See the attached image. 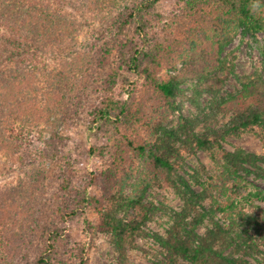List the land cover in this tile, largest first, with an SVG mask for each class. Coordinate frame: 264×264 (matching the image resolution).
<instances>
[{"label": "trees", "instance_id": "1", "mask_svg": "<svg viewBox=\"0 0 264 264\" xmlns=\"http://www.w3.org/2000/svg\"><path fill=\"white\" fill-rule=\"evenodd\" d=\"M157 1L130 0V6L125 4L114 32L116 60L99 81L97 91L102 92L99 100L94 105L91 103L94 111L88 126L92 128L104 121L110 125V132L116 138L113 144L94 145L89 149L91 154L106 163L105 169L95 176L100 183L101 197L80 196L79 190L71 188L74 173L68 167L59 186L61 192L52 204V224L38 254L28 264H72L70 257L75 264H87L88 257L82 248L72 250L73 255L63 248L64 235L58 224L81 213L88 205L97 207L109 201L116 188L122 192L131 177L133 157L136 156L145 157L150 171L161 173L168 183H172L173 176L184 183L174 168V162L181 158L174 148L178 141L187 151H205L221 167L219 184L224 193L227 182L232 181L241 187L231 192L228 197L231 203L222 205L216 202V208L210 209L201 207L187 225L178 231L172 228L167 238L161 240L166 250L162 264H252L245 258L224 254L217 245L224 242L228 231L237 225H248L257 230L259 221L264 222V217L255 211H233V207L252 206L253 199L264 201V191L255 188L243 175L253 172L247 164L264 162V154L247 153L242 149L225 150L218 141L233 131L253 126L264 131V79L256 77L243 81L236 93L220 101V106L233 108L235 115L222 128L211 130L210 138L193 133L194 122L184 121L173 129L164 127L163 120L173 106L172 100L181 81L196 78L193 88L196 95L218 92L230 69L223 58H219L220 51L238 28L253 39L264 66V44L256 37V32L264 31V0H177L178 9L167 16L157 11ZM53 2L0 0V27L13 35V46L17 44V48L24 50L31 43L52 53L73 41L80 25L72 14ZM117 2L72 0L74 5L89 14L101 19L107 16L103 19L105 23L113 21L112 12H103L113 10ZM102 60L101 57L97 61L90 51H79L52 68L39 62L24 63L21 59L3 69L0 73V150L23 154V158L54 159L66 139L57 131V123L76 114L79 106L88 99V73ZM176 62L182 64L180 73L160 79L161 70L173 69ZM121 70L138 73L144 81L131 89L128 99L119 102L109 93ZM90 90L96 91L93 87ZM148 100L162 102L160 108L151 109L150 117L144 105ZM42 123L44 127H41ZM145 127L148 138L140 140L137 135ZM180 135L187 138L181 139ZM39 144L43 147L37 151L35 147ZM30 146L33 150L27 149ZM130 154L134 156L130 157ZM60 158L55 156L57 160ZM147 184L133 186L134 192L124 200L126 205L137 210L138 218L134 221L113 219L106 211L102 213L103 228L114 235L119 264H129L126 248L132 246L134 236L142 234L140 227L148 219L150 209L140 201ZM16 192L27 193L30 203H17ZM16 192L0 194V264H23L33 234L31 202L37 201V195L34 191ZM209 194L207 189L197 192L187 186L183 214ZM215 210L228 214L229 226L224 228L214 223L204 237L198 235L197 228L206 218H211ZM245 244L249 249L253 248L252 243ZM241 250L237 247L235 252Z\"/></svg>", "mask_w": 264, "mask_h": 264}, {"label": "rangeland", "instance_id": "2", "mask_svg": "<svg viewBox=\"0 0 264 264\" xmlns=\"http://www.w3.org/2000/svg\"><path fill=\"white\" fill-rule=\"evenodd\" d=\"M55 5L62 10L72 14L80 25L71 43H65L63 49L43 51V47H37L29 43L22 48L14 45L13 35L0 27V73L7 66L16 64L14 61L24 60V63L39 62L47 64L52 68L57 63L71 57L79 51H90L98 61L102 57V63L95 64L92 71L88 73L89 91L88 99L79 106L77 113L69 119L60 120L57 123V131L65 137V144L62 150L54 154V159L38 160L37 158H23V154L7 153L0 150V194L3 192H16L17 190L29 192L34 191L37 201L31 202L34 224L33 234L30 239L28 253L23 264L30 263L38 254L45 234L52 224V204L56 195L61 192L59 186L65 176V170L69 167L74 175L70 181V187L79 190L80 196L101 197V187L95 177L105 169V160L89 151L91 146L102 144H113L115 135L110 132V125L100 121L90 128L88 120L92 117L95 102L99 100L101 91H97L99 81L103 78L108 68L116 60L114 52V32L117 30V21L123 14L125 4L130 6V0H118L112 12L113 21L103 22L96 15L89 14L84 9L72 3V0H54ZM179 7L177 0H158L156 9L164 16L175 12ZM111 18V19H112ZM257 39L264 44V31L256 32ZM9 41V46L7 42ZM21 46V44L19 45ZM23 47V46H22ZM7 49V50H6ZM10 50V53L8 52ZM24 51V52H23ZM219 58L225 61L230 67L223 85L216 93L203 92L196 95L193 91L197 83L196 78L183 80L178 84V91L174 97L173 106L168 110L163 126L166 128L180 127L184 121L195 123L193 133L208 135L211 130H218L227 124L235 115V110L226 109L220 106L221 100L233 95L241 88L243 81L261 77L264 79V66L261 62L259 51L251 37L241 33L238 28L231 41L220 51ZM58 64V65H59ZM181 62H176L173 69L163 68L159 78L177 75L181 71ZM118 79L109 95L122 102L129 98L131 89L140 86L144 81L142 75L130 70H121ZM1 77V76H0ZM93 87L96 91H91ZM143 90V88H141ZM162 104V102H161ZM158 102L148 100L145 102L147 113L151 116V109L158 106ZM44 127V124H41ZM147 127L142 129L137 138L140 140L148 138ZM48 136V133L46 137ZM186 139L185 135H180ZM189 137L192 138L189 133ZM219 144L229 151L242 149L244 152L256 155L264 154V131L258 127H250L243 130L233 131L220 139ZM152 145V142H151ZM43 144L37 145L36 150L42 149ZM181 158L174 162V168L184 183H181L175 176L172 183H168L159 172L150 171L147 160L143 156L133 157V170L127 185L122 192L118 188L112 191L113 196L107 202L97 207L86 206L81 213L72 216L58 226L63 232V248L73 255L72 250L82 248L88 257L87 264H119L118 249L114 243V235L111 231L103 228V211H106L113 219L123 221H134L137 219V210L131 205H126L124 200L133 192V186L147 184L146 190L142 193L140 201L150 210L147 213L148 219L140 228L142 234L134 236L132 246L126 248V256L129 264H162L165 259L166 250L161 240L166 239L168 232L174 228L180 230L196 216L201 207L205 209L216 208V202L226 205L231 203V192L240 190L236 183L227 182L224 187L225 193L220 189L219 179L221 167L216 164L203 150L193 152L184 149L181 142H175ZM29 150L33 148L27 147ZM61 151V153H59ZM55 156L62 158L55 159ZM134 156L130 154V157ZM248 166L253 172L243 173L245 178L255 188L264 191V162L256 161ZM151 172V173H150ZM40 183V185L38 184ZM200 192L207 189L210 194L199 204L188 211L185 215L182 210L185 206L184 195L186 187ZM16 202L22 204L30 203V196L27 193L15 194ZM8 199V198H7ZM252 206L237 208L243 211H255L259 216L264 217V201L253 199ZM240 205V204H239ZM180 215V217H179ZM217 223L227 228L230 224L228 214L221 210H215L211 218H206L197 228L200 236H205L209 229ZM260 228L252 229L248 225H237L228 231L222 241L217 245L218 250L224 254H233L234 257H242L252 264H264V222L259 221ZM182 232V231H180ZM231 244L228 246L227 243ZM246 242L252 243L253 248L249 249ZM255 246V248H254ZM237 247L242 250L235 252ZM71 263L75 264V260ZM184 262L183 260H179Z\"/></svg>", "mask_w": 264, "mask_h": 264}]
</instances>
